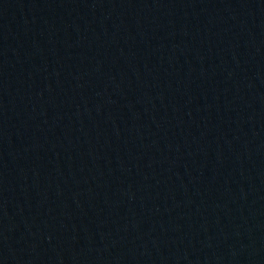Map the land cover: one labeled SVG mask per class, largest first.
<instances>
[{"label": "water", "instance_id": "water-1", "mask_svg": "<svg viewBox=\"0 0 264 264\" xmlns=\"http://www.w3.org/2000/svg\"><path fill=\"white\" fill-rule=\"evenodd\" d=\"M0 264H264V0H0Z\"/></svg>", "mask_w": 264, "mask_h": 264}]
</instances>
